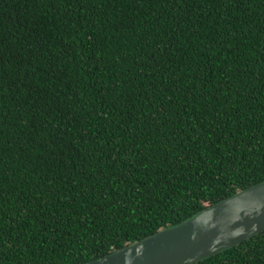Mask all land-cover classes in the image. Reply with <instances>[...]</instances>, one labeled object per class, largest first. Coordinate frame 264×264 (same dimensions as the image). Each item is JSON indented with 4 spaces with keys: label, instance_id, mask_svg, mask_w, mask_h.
I'll use <instances>...</instances> for the list:
<instances>
[{
    "label": "trees",
    "instance_id": "trees-1",
    "mask_svg": "<svg viewBox=\"0 0 264 264\" xmlns=\"http://www.w3.org/2000/svg\"><path fill=\"white\" fill-rule=\"evenodd\" d=\"M264 181V0H0V264H81ZM194 264H264V231Z\"/></svg>",
    "mask_w": 264,
    "mask_h": 264
},
{
    "label": "water",
    "instance_id": "water-1",
    "mask_svg": "<svg viewBox=\"0 0 264 264\" xmlns=\"http://www.w3.org/2000/svg\"><path fill=\"white\" fill-rule=\"evenodd\" d=\"M264 231V181L81 264H194Z\"/></svg>",
    "mask_w": 264,
    "mask_h": 264
}]
</instances>
